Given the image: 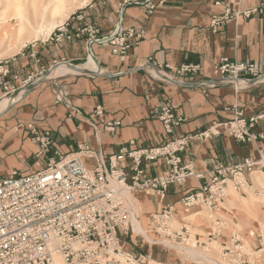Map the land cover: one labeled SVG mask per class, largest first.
<instances>
[{
	"label": "crops",
	"instance_id": "1",
	"mask_svg": "<svg viewBox=\"0 0 264 264\" xmlns=\"http://www.w3.org/2000/svg\"><path fill=\"white\" fill-rule=\"evenodd\" d=\"M263 2L225 0L231 16L215 32L210 22L223 14L222 6H215V0H87L76 6L60 25L71 39H37L0 60L9 70L4 79L9 91L0 89V101L10 100L7 108L0 111V179L14 172L27 175L41 171L54 152L73 156L81 144L105 160L122 147L132 150L161 145L165 141L162 124L150 117V111L169 104L174 106L175 115L185 120L174 130L177 138L198 135L214 124L232 121L235 108L247 120L262 117L250 128L251 133L262 135L256 142H237L221 128L218 134L190 140L181 158L182 164L191 165L195 173H204L214 163L233 165L245 158L256 159L257 151H264ZM243 12L251 14L244 16ZM119 23L123 29L143 33L124 60L113 54L110 46L97 43L91 45L92 56L88 57L87 34H76L93 27L97 37L107 36ZM89 58L94 70L83 68ZM222 58L233 62L248 60L256 65L260 77L244 86L221 80L215 67ZM156 63L175 68L195 65L199 71L183 77L167 73L164 79L154 66ZM61 66L71 73L49 77ZM42 77L45 79L40 84L22 91ZM17 91L20 93L10 97ZM97 106L102 108L101 117L94 115ZM114 121H119L120 126L110 135L104 131V123ZM31 128L50 133L52 141L47 153L38 155V145L29 140ZM82 161L87 169L96 166L93 158L84 157ZM122 166L131 176V162L124 160ZM143 168L151 178L161 175L165 166L158 160ZM257 176L264 177V167L250 172L244 190L235 191L236 196L229 194L219 205L215 217L223 226L211 242V224L201 216L208 208H184L179 204L188 193L201 190L207 176L204 180L191 177L180 186L171 185L163 198L155 191L135 192L137 223L145 230L144 237H121L123 249L133 255L149 254L159 264H185L162 243L164 236L156 232L153 224V217L171 205V222L188 229V242L199 243L195 248L218 243L220 256L227 261L225 249L230 247L234 234L250 252L256 250L258 235L264 231V200L255 201L247 194L260 195L261 185L254 183ZM251 203L260 206L253 208ZM172 242L180 243L178 239ZM239 264L264 261L243 256Z\"/></svg>",
	"mask_w": 264,
	"mask_h": 264
},
{
	"label": "built area",
	"instance_id": "2",
	"mask_svg": "<svg viewBox=\"0 0 264 264\" xmlns=\"http://www.w3.org/2000/svg\"><path fill=\"white\" fill-rule=\"evenodd\" d=\"M214 4L222 6L223 14L212 18L210 28L213 32L223 20L231 16L225 0H215ZM242 14L249 16L251 12ZM80 32L88 36V57L92 56L91 45L97 43L110 46L112 53L121 61L130 47L136 45L143 36L141 31L123 29L120 23L110 35L103 37H97V29L93 27L80 30L76 36ZM64 37L71 39L72 36L62 26H58L48 38L59 42ZM154 66L165 76L164 79L167 73L183 77L196 75L199 71L195 65L175 68L169 64L156 63ZM215 70L221 80L238 86L260 77L256 65L248 60L233 62L222 58ZM8 73L9 70L0 63V89L5 92L9 91L4 82ZM174 112L175 108L170 104L154 107L150 111V117L162 124L165 141L161 145L132 150L129 146L122 147L105 160L86 144H81L73 156L54 152L41 171L27 175L14 172L8 178L0 179V264H58L57 260L61 264H159L149 254L133 255L122 247L121 237H144L133 226L138 218L134 193L155 191L163 198L169 186H180L191 177L204 180L207 176L208 181L201 190L181 198L179 204L184 208H208L211 224L208 241L211 242L223 226L215 216L219 205L226 198L228 185L236 192L243 191L247 175L264 167V151L258 150L256 159L245 158L233 165L214 163L204 173H195L191 165L182 164L181 155L190 140L218 134L220 128L237 142H256L262 135L251 133L250 128L262 117L247 120L235 108L232 121L214 124L198 135L177 138L173 136L174 130L185 120ZM94 115L102 116L101 106L96 107ZM119 126V121L106 122L104 131L112 135ZM29 140L38 145V155L47 153L52 141L48 131L40 133L35 128L30 129ZM84 157L96 160L94 169L84 166ZM124 160L131 162V176L122 166ZM158 160L162 161L165 169L161 175L149 178L143 165ZM173 211L169 205L153 217L155 230L164 236L161 237L162 242L178 239L180 243L187 244L188 229L170 225ZM257 240L258 248L250 252L246 243L233 234L230 247L225 249L227 261L224 264H239L243 256L264 261V231ZM196 246L199 243H194L192 247Z\"/></svg>",
	"mask_w": 264,
	"mask_h": 264
},
{
	"label": "rangeland",
	"instance_id": "3",
	"mask_svg": "<svg viewBox=\"0 0 264 264\" xmlns=\"http://www.w3.org/2000/svg\"><path fill=\"white\" fill-rule=\"evenodd\" d=\"M40 0H0V19H9L12 15L14 16V14H16L17 12H19V14L23 15L24 17H26V19H30L33 22H38L39 19L36 18L34 12L37 10L36 7H34L33 5H37L38 2ZM79 6V5H76ZM59 15H54L51 12H47L46 17H45V21H47L48 19L51 21H55L58 18ZM7 25H11L10 27L12 28V35L8 34L4 40L1 41V39H3L2 37H0V60L5 59L6 57L9 56V50L12 49V47L16 44L17 38H16V34H15V29L18 28V25L16 23V20L13 21L12 23L9 22ZM55 29V28H54ZM53 30H51L49 32L48 35H46V29H43L39 32V34H37L35 36V34L30 35L29 39L26 40L25 37L24 38V45H28V43H31L34 40H41V39H46L52 32ZM8 36L10 37L8 39ZM22 38V39H23ZM6 41V42H4ZM23 45V46H24ZM22 48H20L19 50H21ZM18 50V52H19ZM10 57V56H9ZM9 97V96H7ZM29 173V172H28ZM262 178V177H261ZM254 183L257 185H261L258 187V189L260 190V195L257 197H254L251 193H248L247 195L249 197H251V199L257 201V200H264L263 196H264V177L262 178V182L261 180L255 182ZM227 192H226V198L228 197V195L232 194L234 196L235 195V190L234 188L231 187V185L229 184L227 187ZM257 203H251L250 207L253 206V208L258 207L260 205H256ZM249 205V204H247ZM202 217L204 218H208V210H205L202 214ZM191 221V218L189 219ZM170 225L173 228H179L181 226V224L177 223V222H171ZM134 229L136 230V232H140L142 235H144V229H142L140 227V225L138 223L133 224ZM193 232H191L190 234V239L192 240L193 238ZM162 243H164V245L168 248H171L173 251H175V253L177 254L175 256V259H180L183 260V262L185 264H197L196 261H199L201 263H206V262H211L213 264H223L224 263V259L221 258L220 254H221V250L218 246V243H212L210 245H207L206 248H194L193 246V242H184V243H178V244H174L172 242H168L167 240H164ZM154 245V243H152ZM192 259V260H191Z\"/></svg>",
	"mask_w": 264,
	"mask_h": 264
},
{
	"label": "bare ground",
	"instance_id": "4",
	"mask_svg": "<svg viewBox=\"0 0 264 264\" xmlns=\"http://www.w3.org/2000/svg\"><path fill=\"white\" fill-rule=\"evenodd\" d=\"M86 1L87 0H40L37 5H33L34 7L37 8L34 14L36 18L39 19L38 22H33L29 18L26 19V17L19 14V12L14 14V16L12 15L8 20L0 19V37L3 38L1 39V41L4 40V38L8 34L12 35L11 33L13 30L10 27L11 25H7L9 22L12 23L13 21L16 20V23L18 25V28L15 29V34L17 38L16 44L12 47V49L9 50L8 54H15L16 52L18 53V50L22 48L25 43L23 37H25V39L28 40L30 35L35 34L36 36L43 29H46L45 33L46 35H48L51 30L60 26L69 17V14L75 9L76 5L80 6ZM47 12H51L54 15H59V16L55 21H51L49 19L45 21ZM10 37L8 36V39ZM88 67H90L89 68L90 70L95 69L94 63L91 58H89L87 64L83 68L87 69ZM64 72H68L69 74L71 73L66 67L61 66L55 71V73L51 72L53 74L50 73L51 75L49 74L50 75L49 77H53ZM9 102H10L9 99H4L0 101V111L6 109ZM258 180L259 181L261 180L262 182V178L260 176H257L255 182H257ZM56 262L58 264H61L58 260Z\"/></svg>",
	"mask_w": 264,
	"mask_h": 264
},
{
	"label": "water",
	"instance_id": "5",
	"mask_svg": "<svg viewBox=\"0 0 264 264\" xmlns=\"http://www.w3.org/2000/svg\"><path fill=\"white\" fill-rule=\"evenodd\" d=\"M78 70L83 71V70H81V69H78ZM45 77H46V76H45ZM45 77H42L41 80H39V81H37V82H32V83L28 84L27 86H24V89H23L22 91H24V90H29V89L34 88L37 84H40V83L45 79ZM18 93H20V91H17L16 93H14V94H13L12 96H10V97H14V96H16Z\"/></svg>",
	"mask_w": 264,
	"mask_h": 264
}]
</instances>
